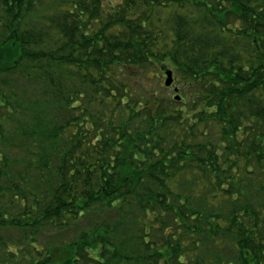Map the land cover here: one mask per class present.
Instances as JSON below:
<instances>
[{
  "label": "trees",
  "instance_id": "obj_1",
  "mask_svg": "<svg viewBox=\"0 0 264 264\" xmlns=\"http://www.w3.org/2000/svg\"><path fill=\"white\" fill-rule=\"evenodd\" d=\"M46 1L0 0V264H264V0Z\"/></svg>",
  "mask_w": 264,
  "mask_h": 264
},
{
  "label": "rangeland",
  "instance_id": "obj_2",
  "mask_svg": "<svg viewBox=\"0 0 264 264\" xmlns=\"http://www.w3.org/2000/svg\"><path fill=\"white\" fill-rule=\"evenodd\" d=\"M43 1H46V0H43ZM111 1L112 4H116V2L118 0H105L106 4ZM47 3V1H46ZM168 12L169 10H165L163 12V15L166 16L168 15ZM2 59L4 58H1L0 57V64L2 62ZM168 68H171L172 69V65H171V62L169 60L166 61ZM161 65L159 64L158 61H154L152 64H150L149 66H147L146 69H143L141 71H137L135 68H134V71L133 72H136V75L133 73L132 75H130L129 78V85L130 87H135L134 91H138L142 86L145 91L146 90H151V91H158L160 93V96L163 97L164 99H166V101L163 103L164 107L166 109H169V103H168V98H172V96L174 95V93H177L178 94H182L183 93V89L185 87L184 83L181 81V80H177L176 79V72L174 69L173 70V73H174V85L173 86H170L169 88L166 87L165 85V78H166V74H165V69H161L160 67ZM175 87H178L179 90H175ZM186 88V87H185ZM180 101L181 100H178L176 101L175 103H173V105L171 106V110H175L174 107L176 108H180L182 107V105L180 104ZM184 108L187 110V107L184 106ZM178 113V112H177ZM177 113L175 112V115H177ZM184 114H189L188 111H185ZM197 115H199L197 113ZM21 118H23L22 115H20ZM194 116L192 119H188L190 121L194 120ZM173 125L169 127V130L167 131L165 128L164 129H160V131L163 133V134H167V138H173V136H175V138L178 137V131L180 132V134L182 135L183 133H185L186 131H188V129L186 130H183L181 129L182 127L183 128H186V126L189 124L188 122H186L185 120L183 121V123H178L177 121H173L172 122ZM0 125H3V128H5V133L6 132H9L10 130L13 132V129L16 125V122L14 120H11L9 118L6 117H0ZM196 132H195V137L197 138H200V139H203L205 138V136H210V138L213 139V141H217V126H215L214 124H208V122H201L200 123V127L199 129L198 128H195ZM7 148H5V146L1 145L0 147V157L3 155V152H5ZM9 153H10V163L11 165H13V167L16 169V168H23L24 165H26V163H29L28 161V157L27 156H24V153L23 151L20 149V148H17L16 146H12L9 150ZM25 158V159H24ZM3 167V166H2ZM197 176L198 172H193V175ZM82 225V224H80ZM6 234L8 235L7 236V239H12V240H16V241H22L20 240L22 238V233L17 231V232H6ZM49 237H55V236H49ZM43 238V239H42ZM48 239L47 237H40V241H43V243H45V241L48 243L49 240H55V239ZM42 245V243L40 244Z\"/></svg>",
  "mask_w": 264,
  "mask_h": 264
},
{
  "label": "water",
  "instance_id": "obj_3",
  "mask_svg": "<svg viewBox=\"0 0 264 264\" xmlns=\"http://www.w3.org/2000/svg\"><path fill=\"white\" fill-rule=\"evenodd\" d=\"M165 74H166V78H165V85L166 86H170L173 81H174V74H173V70L171 68H166L165 69ZM175 90H178V87H175ZM175 98L179 99L180 98V94H176Z\"/></svg>",
  "mask_w": 264,
  "mask_h": 264
}]
</instances>
